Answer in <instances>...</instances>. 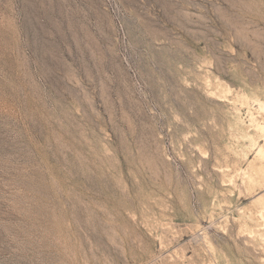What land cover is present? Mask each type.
<instances>
[{"label":"rangeland","instance_id":"374dc122","mask_svg":"<svg viewBox=\"0 0 264 264\" xmlns=\"http://www.w3.org/2000/svg\"><path fill=\"white\" fill-rule=\"evenodd\" d=\"M0 264H264V0H0Z\"/></svg>","mask_w":264,"mask_h":264}]
</instances>
